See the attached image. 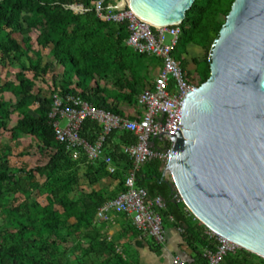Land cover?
<instances>
[{
    "label": "trees",
    "instance_id": "16d2710c",
    "mask_svg": "<svg viewBox=\"0 0 264 264\" xmlns=\"http://www.w3.org/2000/svg\"><path fill=\"white\" fill-rule=\"evenodd\" d=\"M95 1L0 0V67L14 65L17 70L14 79H0V264H140L118 244L125 234L142 237L131 216L116 213L126 228L111 236L109 222L97 218L100 206L126 190L132 160L123 148L135 143L136 136L115 128L106 136L102 156L89 160L80 150L73 158L71 150L56 139L49 117L54 93L64 102L67 96H79L95 108L126 116L120 104L135 105L161 66L159 57L139 53L127 43L126 22L100 20L93 10ZM117 1L104 0L105 4ZM233 1L194 0L179 25L173 55L189 79L197 77L198 84L210 74L208 53ZM70 5H81L83 11ZM190 44L205 52L203 59L192 57L193 70L188 69L186 57ZM40 48H48L44 64L29 55ZM37 82L46 85L49 93L43 95L44 88ZM8 92L12 98L5 97ZM102 129L100 122L87 117L79 135L93 143ZM5 134L11 141L15 134L36 139L17 154L28 155L36 147L42 162L29 169L25 163L14 166L10 161L16 155L14 146L3 142ZM105 156L111 158L113 172ZM161 165L158 157L145 160L136 173V186L144 188L149 198H162L164 206L157 210L163 227L182 229L194 254L189 264H206L203 253L214 248V237L182 201H176L169 180L162 179ZM103 179L113 186L95 188ZM83 180L92 188L86 189ZM220 264H264V259L238 248Z\"/></svg>",
    "mask_w": 264,
    "mask_h": 264
},
{
    "label": "water",
    "instance_id": "95a60500",
    "mask_svg": "<svg viewBox=\"0 0 264 264\" xmlns=\"http://www.w3.org/2000/svg\"><path fill=\"white\" fill-rule=\"evenodd\" d=\"M193 2L119 0L156 26L180 24ZM208 59L162 179L199 223L264 259V0L233 1Z\"/></svg>",
    "mask_w": 264,
    "mask_h": 264
},
{
    "label": "built area",
    "instance_id": "2783aa9c",
    "mask_svg": "<svg viewBox=\"0 0 264 264\" xmlns=\"http://www.w3.org/2000/svg\"><path fill=\"white\" fill-rule=\"evenodd\" d=\"M82 12L83 7L70 5ZM96 16L106 22H126L127 43L137 52L154 55L161 59V66L152 81L146 85L137 98L132 117L121 116L93 107L79 96H67L66 102L54 93L49 117L55 130V137L65 144L76 158L83 150L89 160L102 156L106 136L115 128L126 129L136 136L133 144L124 146V152L132 160V167L125 179L126 190L116 198L105 202L97 209V218L111 220L113 213L125 212L142 237L151 238L157 245L165 242V229L158 208L164 206L160 196L149 198L144 188L136 186V173L141 164L150 157H158L165 166L170 160L171 139L179 127L181 102L189 91L197 87V77L189 79L180 62L174 57L180 24L156 26L139 17L129 7H122L104 0L93 2ZM64 102V103H63ZM87 117L102 124V133L93 143L79 135L81 123ZM109 172L114 171L109 156L104 157ZM162 169V168H161ZM168 176V173L166 172ZM182 230V229H181ZM214 237L213 249H205L206 264H220L227 253L240 248L231 240L208 229ZM173 264H189L181 256L174 255ZM199 264V263H194Z\"/></svg>",
    "mask_w": 264,
    "mask_h": 264
},
{
    "label": "crops",
    "instance_id": "0c3cea01",
    "mask_svg": "<svg viewBox=\"0 0 264 264\" xmlns=\"http://www.w3.org/2000/svg\"><path fill=\"white\" fill-rule=\"evenodd\" d=\"M191 49L193 51L202 50L198 46L188 45L187 53ZM158 67L156 68L154 75L157 74ZM135 105L120 104L119 109L122 110L126 116L132 117ZM169 178L167 175H165ZM85 182V181H84ZM103 185H112L108 179H103L101 183L95 185V188H99ZM86 189H91L92 186L83 184ZM113 186V185H112ZM111 186V187H112ZM108 234L116 235L119 231H124L126 225L119 215L113 213L111 220L108 221ZM165 242L163 245L156 246L149 241L148 237H130L129 234H125L118 240V244L129 249L132 256L139 260L140 264H173L172 258L174 255L181 256L187 263L193 261L194 254L190 247L185 243L182 230L178 227L171 225H165ZM122 248V247H121Z\"/></svg>",
    "mask_w": 264,
    "mask_h": 264
},
{
    "label": "rangeland",
    "instance_id": "374dc122",
    "mask_svg": "<svg viewBox=\"0 0 264 264\" xmlns=\"http://www.w3.org/2000/svg\"><path fill=\"white\" fill-rule=\"evenodd\" d=\"M32 35L35 36V33H32ZM34 47L36 48V45H34ZM29 55L33 61H39L41 64H44L48 60V57H47L48 56V48H40L37 51H30ZM194 56L198 57L199 59H203L205 57V52L203 50L193 51L191 49L188 51V54L186 57H187L188 62H189V65H188L189 70H193V68H194V64L192 63V57H194ZM16 71H17L16 66H14V65L9 66L7 68H1L0 67V79L1 80H3L4 78L14 79V74ZM46 78H48L47 84H50L51 75L50 74L47 75ZM41 84L42 83L37 82V85L39 87L42 86ZM42 87L44 88L42 94L43 95L48 94L50 89L46 85H44ZM4 95L6 98H12V95L9 92L5 93ZM12 124H13V122H12ZM8 138H9V134H7V135L5 134L2 139H3V142H12L13 143L14 154H16V155L12 156L10 158V161L14 166H20L21 164L25 163L27 165V168L29 169V168H32L35 165L39 164L40 162H42L43 156H41L40 153L36 152L37 151L36 147L29 149L31 153H29L28 155L19 156L17 154L18 152H20L25 147L27 148V144H30V143L35 144L37 142L36 139L28 137V136L25 137L24 135L18 136L17 134H15L13 136V138H14L13 141H11ZM82 184H85L84 180L82 181ZM40 200L42 202H45L43 197H41Z\"/></svg>",
    "mask_w": 264,
    "mask_h": 264
}]
</instances>
